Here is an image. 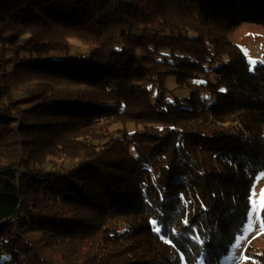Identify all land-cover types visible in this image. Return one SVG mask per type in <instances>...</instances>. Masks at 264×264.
<instances>
[{"label": "trees", "instance_id": "obj_1", "mask_svg": "<svg viewBox=\"0 0 264 264\" xmlns=\"http://www.w3.org/2000/svg\"><path fill=\"white\" fill-rule=\"evenodd\" d=\"M131 4L0 0V139L18 153L0 163V264H22L21 251L28 264L218 262L241 231L264 170V66L250 68L227 34L264 27V0ZM73 37L92 46L89 56H56ZM43 115L56 119L40 127L59 125L46 133L52 152L68 147L73 162L30 150L28 129ZM226 121L237 125L213 127ZM203 152L219 168L205 167ZM36 192L54 205L48 215ZM185 204H194L188 225ZM38 232L50 233L53 250L63 245V257H37ZM244 256L240 264H264L251 243Z\"/></svg>", "mask_w": 264, "mask_h": 264}, {"label": "rangeland", "instance_id": "obj_2", "mask_svg": "<svg viewBox=\"0 0 264 264\" xmlns=\"http://www.w3.org/2000/svg\"><path fill=\"white\" fill-rule=\"evenodd\" d=\"M132 4V7L140 8L143 10V6H147L151 3L152 0H128ZM148 22V26H152L153 28H159L163 29L165 28L164 24L158 23L154 18H148L146 21ZM145 22V23H146ZM188 35L197 36V33L191 29L189 31H186ZM227 39L231 42L235 43L239 49L242 51V54H244L248 65L250 68H253L256 65L264 66V27L262 25H257L252 22L247 23H241L238 25V27L234 28L232 31H230L227 34ZM70 48L66 51H59L56 52L55 55L58 57H66V56H84L88 57L91 51L92 46H90L87 43H84V41L73 37L69 39ZM143 65L149 69L152 70V72L158 73V69L161 67L160 64L156 63L154 61V58H152L151 54H148L146 51H143ZM25 84L28 86H36V83L34 81H29V78H25ZM54 86L64 92L67 93L68 91H72L71 84H59L58 82H53ZM168 85L172 86V77H168ZM46 86L44 89L46 90ZM52 119V121H55L56 118H51L49 116L43 115L41 120L33 121L30 126H34L28 129L29 133V147L30 150H32L35 154H40L41 156H44L46 159L52 161L56 166L59 165L63 161L71 160L73 162V158L65 159L64 151H68L67 149L59 150L58 152H52V148L48 145V140L51 138L50 135L46 134L49 132H54L55 130H58V123L52 122L48 126H44V128L40 127L42 123L48 122ZM33 120V119H31ZM30 120V121H31ZM112 123V122H111ZM109 129L111 130L113 127ZM236 124V122H223V123H216L217 125L213 126L216 129L220 128V125L230 126L231 124ZM114 125H119V123H114ZM237 125V124H236ZM128 126H132L131 124H128ZM230 134L233 136H236L237 132L232 128L229 129ZM45 132V133H44ZM9 139V138H8ZM3 147V148H1ZM0 163L4 161H10L15 158V156H18V153L14 150L12 145H8V142H3L2 139H0ZM49 153H53V155H49ZM6 157V159L4 158ZM201 157H203V162L205 164V167H210L211 165H214L216 168H219L217 164L214 163L213 159L215 157L214 154H210L209 152H203L201 153ZM16 161V160H15ZM253 184L250 188V197H249V204H248V212L255 208V214L254 217H259V219L254 218V223L252 225V231L245 234V229L247 228V219H245V223L241 229V231L235 236V240L229 245L228 253L223 255L218 262H207L204 259V254H201V256L198 257V259L195 261L194 264H237V259L240 257L241 254H245V248L246 246L251 243L253 250H264V233L261 231V211L264 203V197L261 196V190H264V170H259L255 173L253 178ZM195 195L198 196L197 191H195ZM39 198H38V197ZM40 194L38 192L33 193V203L34 206L37 207L39 211H41V214H45L44 212L46 209L52 210L54 208V205H51L48 202V199L40 198ZM187 200V198L185 199ZM202 204V201H199ZM194 204H185L183 211L184 217L189 218L193 213H191V210L194 209ZM247 212V213H248ZM47 214V213H46ZM48 215V214H47ZM184 218V219H185ZM237 240L240 242L239 248H233L232 246L237 243ZM36 245H40V250L37 253V257H42L45 259V261H52L56 260L57 258L63 257V255H59V251L63 245H61L59 250H53L51 247V243L54 241V238L50 235V233H36ZM38 248V247H37ZM233 251L236 253V258L234 260H228L226 259L227 256H229ZM22 252V251H21ZM17 254L22 259V264H28L24 259L23 253ZM131 260H133L131 256ZM72 264L75 262V259L70 260ZM140 259H137L135 262H131V264H140ZM241 262V261H240ZM78 264V262H76ZM38 264H40V261H38ZM181 264H187L186 261L182 258Z\"/></svg>", "mask_w": 264, "mask_h": 264}, {"label": "snow or ice", "instance_id": "obj_3", "mask_svg": "<svg viewBox=\"0 0 264 264\" xmlns=\"http://www.w3.org/2000/svg\"><path fill=\"white\" fill-rule=\"evenodd\" d=\"M250 70H251V69H250ZM261 196L264 197V190H261ZM254 214H255V208H252V209L246 214V219H247V225H248V226H247V228L245 229V234H247L248 232L252 231V225H253V223H254V218H255V219H259V217H254ZM153 223L155 224V223H157V222H156V221H153ZM184 223H185L186 225H188V224H191L192 221L189 220V219L186 217ZM155 231L160 232L161 229L156 228ZM261 231L264 232V223L261 224ZM196 239H200V237H196ZM232 247H233L234 249H235V248H239V247H240V242H239V240H237V243L234 244ZM226 259H228V260H234V259H237V258H236V253H235V251H233L229 256H227ZM247 259H249V257H246V256H244L243 254H241L240 257L237 259V264H240V261H244V260H247ZM253 264H257V262H256V261H253Z\"/></svg>", "mask_w": 264, "mask_h": 264}]
</instances>
